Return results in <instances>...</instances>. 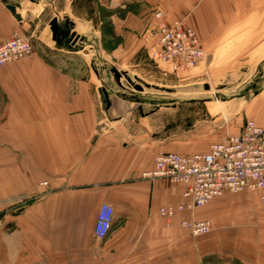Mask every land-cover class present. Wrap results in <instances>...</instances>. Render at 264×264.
I'll return each instance as SVG.
<instances>
[{
    "label": "crops",
    "instance_id": "0c3cea01",
    "mask_svg": "<svg viewBox=\"0 0 264 264\" xmlns=\"http://www.w3.org/2000/svg\"><path fill=\"white\" fill-rule=\"evenodd\" d=\"M106 1L112 8L139 6L118 20L113 13L111 20L123 27L132 18L149 26L159 9L169 23L184 21L195 31L208 55L245 56L251 69L264 62V0ZM21 3L18 21L0 0V43L17 34L33 47L29 57L0 67V166L21 167L7 178L9 192L43 182L48 187L40 188L41 201L11 219L10 236L1 235L0 264H264L260 193H227L162 218L159 209L180 204L184 188L143 178L167 150L157 125L122 110L125 101L102 110L94 81L48 77L54 48L45 30L38 37L43 46L35 45L38 5ZM247 107L264 127V89ZM3 176L1 169L0 198ZM103 204L114 214L108 236L98 239L94 228ZM196 220L211 221L213 231L193 237L181 226Z\"/></svg>",
    "mask_w": 264,
    "mask_h": 264
},
{
    "label": "rangeland",
    "instance_id": "374dc122",
    "mask_svg": "<svg viewBox=\"0 0 264 264\" xmlns=\"http://www.w3.org/2000/svg\"><path fill=\"white\" fill-rule=\"evenodd\" d=\"M7 1L11 3L12 0ZM14 2L38 5L33 12L40 30L35 35V45L43 46L38 37L45 30V40L49 43L51 40L50 44L54 48L51 60L53 69L50 76H46L53 79L94 81L93 90L95 91L96 86L99 87L102 110H112L119 100L126 102L122 110L134 111L139 117L148 116L152 125H157V139L167 148L164 153L185 156L208 153L212 145L238 134L248 121L256 122L251 118L247 106L251 105L255 94L264 89V62L251 69L253 65L243 61L245 56H211L205 53L206 59L195 68L173 71L170 65L152 57L156 39L149 37L147 32L154 26V14L161 12L164 21L171 24L159 9L153 11V21L149 26L145 22L142 28L141 24H134L137 21L132 17L133 23L125 24L129 27H123L121 22L111 20L113 13H116L114 17L118 20L130 9L138 10L136 3H132L131 8L129 5L112 8L106 0ZM45 6L46 12L43 11ZM55 12L59 14L54 16ZM51 18L59 19L62 30L75 33L74 43L68 41V38L59 44L53 41L50 29L52 20L48 23ZM29 42L31 52L25 58L32 54L33 47L30 40ZM200 43L202 46L201 40ZM113 68L121 73L120 80L115 78ZM139 87L142 91L137 90ZM104 91L109 95V106ZM156 111H159L158 115L151 117ZM2 167L0 166V170L3 169L4 173L5 193L0 198V239L4 234L6 240L12 232L11 219L41 201L45 192L40 188L48 187V182H43L31 190H24L22 187L9 192L6 188L9 187L7 178L11 176V172L21 167ZM13 196L29 198L24 203L4 205ZM189 234L198 237L191 232Z\"/></svg>",
    "mask_w": 264,
    "mask_h": 264
},
{
    "label": "built area",
    "instance_id": "2783aa9c",
    "mask_svg": "<svg viewBox=\"0 0 264 264\" xmlns=\"http://www.w3.org/2000/svg\"><path fill=\"white\" fill-rule=\"evenodd\" d=\"M154 20L153 28L147 33L156 39L152 51L156 61L180 72L195 68L206 59L196 32L184 21L168 24L161 12L154 14ZM30 52L29 40L15 34L0 43V67L23 59ZM143 178H163L184 188L180 204L159 209L160 216L167 220L187 210L205 207L227 193L259 192L260 200L264 202V128L248 121L238 134L212 145L208 153L186 156L160 154L155 158L153 169L144 172ZM28 198L13 196L4 205L24 203ZM113 214L112 206H101L94 228L96 238L105 239L108 236ZM181 226L198 237L212 232L210 221H183Z\"/></svg>",
    "mask_w": 264,
    "mask_h": 264
},
{
    "label": "water",
    "instance_id": "95a60500",
    "mask_svg": "<svg viewBox=\"0 0 264 264\" xmlns=\"http://www.w3.org/2000/svg\"><path fill=\"white\" fill-rule=\"evenodd\" d=\"M2 1L5 3V6L10 11V13L18 21H21V15L17 12L18 5L11 4L7 0H2ZM57 22H58V19L54 18L51 21V23H50V29H51V32H52L53 41H55L57 44H59L62 40H64L65 38H68V41H72V43H74L75 41H73V40L75 38V33L74 32L72 33L71 30H62L60 28L59 24H57ZM69 36H70V38H69ZM112 72H113L115 78L117 80H120L121 73L118 70L114 69V68L112 69ZM137 90L142 91V88L139 87V88H137ZM104 94H105V98L107 100V105L109 106L110 105V101L108 100L109 95L105 91H104Z\"/></svg>",
    "mask_w": 264,
    "mask_h": 264
},
{
    "label": "bare ground",
    "instance_id": "6f19581e",
    "mask_svg": "<svg viewBox=\"0 0 264 264\" xmlns=\"http://www.w3.org/2000/svg\"><path fill=\"white\" fill-rule=\"evenodd\" d=\"M57 24H59V19H58V22H57Z\"/></svg>",
    "mask_w": 264,
    "mask_h": 264
}]
</instances>
